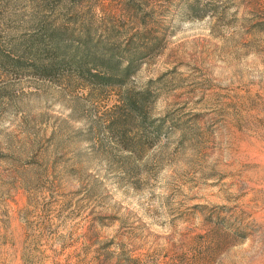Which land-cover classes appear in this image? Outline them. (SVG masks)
I'll list each match as a JSON object with an SVG mask.
<instances>
[{
    "label": "rangeland",
    "instance_id": "1",
    "mask_svg": "<svg viewBox=\"0 0 264 264\" xmlns=\"http://www.w3.org/2000/svg\"><path fill=\"white\" fill-rule=\"evenodd\" d=\"M0 264H264V0H0Z\"/></svg>",
    "mask_w": 264,
    "mask_h": 264
},
{
    "label": "trees",
    "instance_id": "2",
    "mask_svg": "<svg viewBox=\"0 0 264 264\" xmlns=\"http://www.w3.org/2000/svg\"><path fill=\"white\" fill-rule=\"evenodd\" d=\"M46 36V39L41 42L42 45H44V48H48L44 49L45 58L48 59V65L43 66V68L41 67V71L39 73L44 78H50L55 76L54 74H59L56 70L66 65L70 66L69 71L83 70L85 66V71L82 72L86 74L94 84L100 86L120 84L117 83V78L103 77L99 74V71L101 70L110 73H117V70H120V66H122L120 59L115 55L114 57L111 56L112 54L107 52L104 47L96 45L93 49H91L84 44L82 45L81 43H77V47L74 46L76 51L73 52L74 48L70 49L67 45L61 46L60 40L62 39L55 31H48ZM33 57L38 58L36 56ZM124 71L125 73L127 72V76L129 74L128 68Z\"/></svg>",
    "mask_w": 264,
    "mask_h": 264
}]
</instances>
